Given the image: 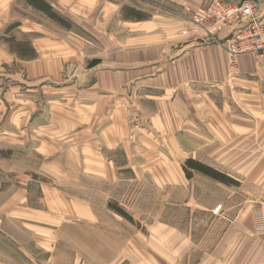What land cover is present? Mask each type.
Returning <instances> with one entry per match:
<instances>
[{
	"label": "crops",
	"instance_id": "obj_1",
	"mask_svg": "<svg viewBox=\"0 0 264 264\" xmlns=\"http://www.w3.org/2000/svg\"><path fill=\"white\" fill-rule=\"evenodd\" d=\"M15 1L0 0V30L19 22L37 58L21 61L0 46V63L24 73L7 91L0 141L11 151L29 146L33 162L17 165L14 152L0 163L19 179L0 194V225L23 258L8 264H264L253 219L255 204L264 205V63L240 55L229 79L235 27L197 29L188 20L204 0H135L136 10L150 4L171 17L126 20L119 31L110 22L127 0H45L73 29L96 33L70 44L16 17ZM253 1L264 13V0ZM92 42L103 52L90 54ZM187 160L238 185L196 172L188 179ZM207 215L208 225L194 220Z\"/></svg>",
	"mask_w": 264,
	"mask_h": 264
},
{
	"label": "rangeland",
	"instance_id": "obj_2",
	"mask_svg": "<svg viewBox=\"0 0 264 264\" xmlns=\"http://www.w3.org/2000/svg\"><path fill=\"white\" fill-rule=\"evenodd\" d=\"M22 1L23 0H17V1H15V4L13 5V13L16 14V17H18L20 20L30 19L31 21L38 23L41 26V28L43 27L44 29L45 28L48 29V31H53L55 35H58L59 38L63 39L66 42H69L70 44H73L75 41H74V39H72V38L69 39L68 37H73L75 39L83 38L84 40H87V41L95 40V37L92 34L95 35L96 33H92V34L89 33L87 31L86 26H84V27L76 26L74 29L72 28L70 31L63 29L64 34H60L59 31H56V28H59L60 26L58 24H56L55 22H53L52 20L48 19L47 17L41 16V15H39V16L38 15H32V14L25 12ZM105 1L113 3V4H118L119 1H121V0H105ZM164 4L165 5H163V6H166V8L171 7V6L167 5L166 2ZM126 6L136 9L135 0H127ZM139 8H141V9H139L138 11H141L145 16H148L149 18L152 17V14L157 15V13H159L161 15L165 14V15H168L171 17V14L161 12L162 10L160 8H157V7L152 6L150 4L139 5ZM122 9H123V7H122ZM122 9L118 13V15H115L112 18V20L110 22V27H112L116 31H119V29L123 28V25L121 23L126 21V19L122 15ZM96 11L98 12L99 9H97ZM173 18H178V17L176 16ZM128 21L129 22H136V21H132V20H128ZM188 21L193 23L191 20H188ZM13 23H17V21H13V22L9 23L7 26H5L3 29L0 30V38L4 35L7 27ZM185 27L188 28V26H184L183 28H181L179 30V36H181L184 40L186 39V37H189V35H183L182 34V31L185 29ZM196 28L199 29L198 27H196ZM17 33H18V29L12 31V34L15 35L18 40H27V38L24 35L19 36V35H17ZM189 34H190V32H189ZM92 43L93 44H87V43L84 44L85 49L90 54H92L93 52L95 54H99V53L103 52V50L105 48L104 44H95V42H92ZM0 46L1 47L5 46L8 49V46L6 44H4L1 41V39H0ZM0 54H1V49H0ZM18 73L20 75V78L22 79L23 78L22 76L24 75V73L21 70V67L18 65H15L14 63H12V61H6L4 63H0V139L3 136H7V134L5 132H7L8 121H9V116H10L9 113H10V108L12 106V104L8 101L7 91L14 84L13 78H14L15 74H18ZM217 98L227 100V102L231 105V101H232L231 97L228 98L227 96L226 97L219 96ZM137 118L138 117H134L131 115L129 117V121L134 124L135 122H139L137 120ZM30 147L33 148L32 146H30ZM9 148H11V146L8 145L6 143V141H0V163L4 159L3 158L4 154H8V157H10L15 152L17 165H19L21 167H23V166H26V167L31 166L32 167L33 162L26 159V158H29V155L27 152L30 149L29 146H26V149L23 146H17V147H14L15 148L14 151L9 150ZM31 153H33V151L30 152V154ZM2 167H4V166L2 164H0V194L6 192L9 188L13 187V185L17 186L19 184V179H17V176H14L13 174L9 173L7 170H4ZM5 199H6V194L1 195L0 205H2L4 203ZM258 205L259 204H255V206H258ZM2 215L3 214L0 213V216H2ZM210 219H211V217L209 215H207V217L202 218L200 220L199 219L198 220L194 219V220L196 222L202 223L204 225H208ZM6 233H7L6 226L0 225V261H1V263L5 262V264H8L9 263V262H7L8 260H10L12 262H16V263L22 262V260H23L22 256L19 254V251H17L14 244L10 243L7 240V234Z\"/></svg>",
	"mask_w": 264,
	"mask_h": 264
},
{
	"label": "built area",
	"instance_id": "obj_3",
	"mask_svg": "<svg viewBox=\"0 0 264 264\" xmlns=\"http://www.w3.org/2000/svg\"><path fill=\"white\" fill-rule=\"evenodd\" d=\"M191 20L200 30L212 34L210 28L235 27L231 38L226 41L230 56L229 79L239 75L238 57L254 54L258 61L264 63V13L253 0L234 3L228 0H204ZM183 35H189L185 27ZM135 125L138 122L134 123ZM213 214L221 216L223 210L217 208ZM196 219V218H195ZM254 234L264 236V206L259 204L253 208Z\"/></svg>",
	"mask_w": 264,
	"mask_h": 264
},
{
	"label": "trees",
	"instance_id": "obj_4",
	"mask_svg": "<svg viewBox=\"0 0 264 264\" xmlns=\"http://www.w3.org/2000/svg\"><path fill=\"white\" fill-rule=\"evenodd\" d=\"M26 4L27 6L31 7L36 13H40L42 16L47 17L63 29L70 31L73 28L72 22L61 16L59 13L55 12L47 1L26 0ZM122 15L126 20L132 21H146L149 19V17L145 16L141 11L127 6L123 7ZM20 26L21 24L19 22L9 25L5 30L4 35L0 39L4 44L8 46L10 53L16 55L19 60H34L35 58H37V53L32 47L31 43L28 40H18L16 36L12 34V31L18 29ZM3 158H8V154H4ZM184 172L188 179H192L194 176L193 172H196L227 186L238 185L236 181L226 176L225 174H222L221 172L194 160L186 161ZM113 208L119 215L125 217L130 222H134V220L123 209L119 207Z\"/></svg>",
	"mask_w": 264,
	"mask_h": 264
}]
</instances>
